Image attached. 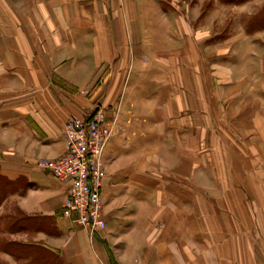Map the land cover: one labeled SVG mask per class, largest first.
<instances>
[{"label":"crops","instance_id":"obj_1","mask_svg":"<svg viewBox=\"0 0 264 264\" xmlns=\"http://www.w3.org/2000/svg\"><path fill=\"white\" fill-rule=\"evenodd\" d=\"M4 1L0 264H264V28L250 34L241 28L242 39L254 46L234 50L247 61L241 76L235 74L239 69L233 62H222L234 58L219 55L208 66L206 60L195 66L191 58L206 51L209 40L217 45L224 38L215 34L208 39L205 29L196 31L194 25L224 7L247 2L235 6L210 0L206 5V0H199L195 17L188 4L176 10L161 0H20L23 13L14 16L11 6L16 0ZM105 1L111 5L104 6ZM204 5L210 7L209 16ZM253 16L244 18L248 22ZM223 65L232 72L225 82ZM213 70L215 89L209 73ZM208 103L215 119L222 113L215 109L220 103L234 108L242 103L241 113L239 107L231 110V118L241 120L237 128L243 132L256 130L251 119L263 125L259 143L251 134L246 144L230 145L236 154L233 161L243 151L261 152V160L244 161L253 171L242 176L241 183L235 181L241 188L232 192L229 241L215 238L201 250L203 254L193 257L176 251L175 243H167L166 250L151 246L150 255H138L136 250L133 255L114 254L118 238L119 243H159L158 220H153L158 215L151 207L153 190L144 167L155 153L178 169V185L189 195L191 105L206 113ZM96 105L106 108L114 136L103 154L106 229L90 239L61 217L65 186L39 170L36 161L61 157L66 120L87 118ZM199 134L201 141L211 142V133ZM217 139L215 134L214 148L222 151ZM235 162L232 167L240 168ZM181 203L184 208L185 201ZM182 211L187 216L183 226H188L190 210ZM166 230L174 233L178 227L171 224ZM216 230L222 232L221 226ZM38 251L48 256L37 260Z\"/></svg>","mask_w":264,"mask_h":264},{"label":"rangeland","instance_id":"obj_2","mask_svg":"<svg viewBox=\"0 0 264 264\" xmlns=\"http://www.w3.org/2000/svg\"><path fill=\"white\" fill-rule=\"evenodd\" d=\"M19 1L20 0H16L12 4L13 6H11L13 11L12 14H14V16L21 15L24 10L23 2ZM161 1L164 5H171L172 7L176 8V10L177 7H182L183 4H188L195 17L198 15L197 5L199 0H175V4H172L173 2L171 0ZM209 4L210 0H206V5ZM0 5L4 6V4H1V0ZM109 5H111V3L109 1H105L104 6ZM206 5H204L206 16H209L208 8L210 7ZM1 9L2 8H0V11H2ZM261 11L264 12V2L261 0H252L247 1V5L245 6L240 5L239 7H224L223 9H220L218 12H216L212 18H207L206 22H202L200 25L199 23L195 24L194 27L196 28V31H198L200 27H202L201 29H205L206 34L203 36H206L208 39L213 37L215 34L218 36L222 35L224 38L223 41H215L218 43L217 45H214L215 43L213 44V42L209 40L207 44L208 48L206 51L204 50L202 52L203 54L200 53V55H198L197 53L192 55L191 58L194 61V65H200L204 62V60H206L208 66L214 63L215 57L222 55L230 59L234 58L236 60H223L222 62L223 64H229L230 62H233L235 67L239 69L238 71L234 70L235 74L241 76V74H243L242 70L246 66L247 61H243L245 60V57L242 54H236L234 50L241 48H254L252 45L251 47L247 45V41L242 39L240 36L242 35L241 28L244 26L246 27L247 24V18L244 17L247 15H254L253 17H256L260 15ZM254 42L256 43L254 44L255 46L261 44V40ZM192 49H198V46L195 44L193 46L192 44ZM247 59L250 61L249 57ZM227 65H223L222 67L225 69L223 68V70L220 72L224 75L222 77V81L224 82L229 81V77L232 73L230 66L228 67L229 69H226ZM209 73L213 77L214 88L216 87L215 74L217 73H214V70L209 71ZM97 106L98 105H96V107ZM96 107L94 109H96ZM191 107L192 144L190 151L191 175L188 190L189 195H187V192L184 193L180 188L181 186L178 185V178L176 179L178 169L173 170V167L169 162L164 163L163 159L160 160L161 158L159 159L155 153V155L152 156V159L150 158L149 161L147 160L148 163H146L144 167L146 169L145 172H148L150 187L153 190L151 195H153L154 199L152 201L151 207L153 212L156 211V214L158 215L156 218L154 217L153 220H158L159 243H119L118 238V241L113 243L114 254L133 255L135 254L134 250H136V254L138 255H150L151 246L154 249L159 247V250L162 248L166 250L165 247L168 245L167 243L171 245L175 243L176 251H179L180 254L185 251V253H188L193 257L203 254L201 250H206L205 247H207L209 243H215L216 239H222L223 242L229 241L231 234V208L234 200H232V192H236V186H238L235 181L238 180L239 183H241V177H246L249 171H253L252 168L246 166L244 161L249 160L253 163V160H261V152L252 153L251 151H243L241 152L243 158L240 157L239 159H236L235 162L233 161V157L236 154L231 151L230 145L236 146L237 144H246V137L251 134H253L254 137H257L256 143H259L260 133L262 132L263 128V125H261L262 121L259 119H251L249 122L254 124L256 130L251 129V133L248 134L247 130L243 132V130H239L237 128V123H240L241 120H239L237 117V119L231 118V110L232 112H236L239 107L238 111L240 112V109L245 107L242 103H240L239 106L235 105V108L230 103H220L215 108L217 110L221 109L222 111L221 116H217V119H215L216 117L214 115L212 105L209 103L206 107V113H203L202 110L195 108L196 105L194 106L192 104ZM103 108L106 109L105 107ZM202 130H205L206 133L212 134L210 143H208L207 140L205 142V138L201 141L199 133H202ZM215 134L218 136L217 144L220 142L223 144L222 151L219 148H217V150L214 148V143L212 140L215 139ZM57 159L58 158L40 160ZM234 162L238 163L240 168L234 169L232 167ZM242 162L243 166L241 165ZM253 169L254 172L257 170L259 171L258 167H254ZM240 186L241 184L238 186L239 189L241 188ZM181 201H185L186 205L184 208L182 207ZM144 202L146 201L144 200ZM182 209H185V211L186 209L190 210V225L188 226H183V220L186 219L187 216H182ZM219 221H221V223L216 225ZM171 224H174V227L176 228L178 227V230L174 233L172 231L167 232L166 230V227H170ZM220 226L222 228V232L216 230V227L219 229ZM164 254H166V252Z\"/></svg>","mask_w":264,"mask_h":264},{"label":"built area","instance_id":"obj_3","mask_svg":"<svg viewBox=\"0 0 264 264\" xmlns=\"http://www.w3.org/2000/svg\"><path fill=\"white\" fill-rule=\"evenodd\" d=\"M114 136L106 109L97 106L87 118L71 117L63 130L64 153L57 160H38L36 167L65 186L61 217L90 238L106 228L102 198L104 151Z\"/></svg>","mask_w":264,"mask_h":264},{"label":"trees","instance_id":"obj_4","mask_svg":"<svg viewBox=\"0 0 264 264\" xmlns=\"http://www.w3.org/2000/svg\"><path fill=\"white\" fill-rule=\"evenodd\" d=\"M223 3L225 4H230V5H240L243 4L249 0H221ZM264 28V12L261 11L260 15L251 18L245 27V30L247 33H252L254 31L257 30H261ZM5 186L0 182V201L2 200L4 193H5ZM5 246V245H3ZM6 248L3 247V250H5ZM37 260H39V258H42L44 256H48V253H46L45 251H38L37 253ZM39 257V258H38ZM33 264H37V263H33Z\"/></svg>","mask_w":264,"mask_h":264}]
</instances>
